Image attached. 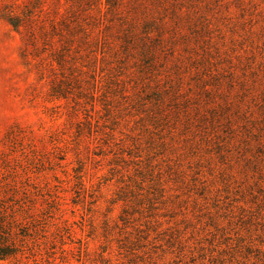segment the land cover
Segmentation results:
<instances>
[{
    "label": "rangeland",
    "instance_id": "rangeland-1",
    "mask_svg": "<svg viewBox=\"0 0 264 264\" xmlns=\"http://www.w3.org/2000/svg\"><path fill=\"white\" fill-rule=\"evenodd\" d=\"M34 1L28 42L5 17ZM92 57L130 87L117 125L89 99ZM158 89L159 129L132 104ZM138 151L169 190L119 200ZM0 198L19 264H264V0H0Z\"/></svg>",
    "mask_w": 264,
    "mask_h": 264
},
{
    "label": "trees",
    "instance_id": "trees-1",
    "mask_svg": "<svg viewBox=\"0 0 264 264\" xmlns=\"http://www.w3.org/2000/svg\"><path fill=\"white\" fill-rule=\"evenodd\" d=\"M40 3L38 1H34L30 5H27L23 12L19 14L18 16L12 14L9 12L6 15V20L9 23V25L13 28L15 32L21 33V29L24 28L29 37L28 42H30V33L32 34V31L30 30V24L33 20V14L35 13V10L39 9ZM89 24H77V28L74 27V29H77L79 33L82 35V46L84 47L85 51L87 52L88 49H90L89 45V36L92 33V29L88 26ZM144 55H150V57L153 56V53L147 54L146 51L144 52ZM63 54L57 56L56 58H53L52 63L55 65L53 66V71L55 72L57 67L58 69L63 68ZM101 63H98L95 61V58L92 57V65L89 70V75L92 79V86L89 91V99L90 101L95 104V101H99L102 105V110L105 113L106 117H109L112 114V118L114 117V124H118V111H116V107H118V101L123 100L127 101V99L130 97V87L128 88V83L123 82L120 80L121 74L118 75L117 66H114L109 62L106 58H102L100 61ZM43 63H40L41 74L44 75V69H43ZM152 65V60L150 61V66ZM52 66V64H51ZM122 70V68L120 67ZM125 70V68L123 67ZM95 76V79H94ZM62 80H59L55 75L53 76L51 80V96L57 98H66V95L69 94L67 87H64ZM151 96L149 97L148 102L150 103L149 106H146V97L142 95V97L134 100L132 103L135 104V107H137V110H140L142 114L144 113L148 115V118L150 119L151 125L156 127L157 129L163 128L164 126V119H166V116H168L165 112V104L166 100L169 98L167 95V92L161 91V90H151ZM87 95V92H86ZM173 97L175 94L172 95ZM175 98V97H174ZM174 102L176 103L177 109H180L181 102L178 100ZM127 103V102H126ZM184 104V103H183ZM117 105V106H116ZM132 105L133 108H135ZM101 107V106H100ZM112 110H115L112 112ZM87 124H90L89 121ZM189 126V124H186ZM209 128L204 127L203 128V135L206 137L209 136L210 130ZM108 135V134H107ZM205 137V138H206ZM152 146H156L159 149H162L165 151V148L167 147L166 143L161 142L160 144L152 143ZM137 151V148H135ZM138 153V154H137ZM134 155H129L133 157V165L134 169L136 170V177L134 180L129 177L127 182H124V176L121 175L122 181L121 183L123 186L120 188V196L119 200L122 201H128L130 194L133 193L134 200L137 202L138 200H144L146 201V196L137 195L136 191H141L143 188H146V181L148 182V188L151 192L152 199L157 196H163V194L166 192L165 190H169L166 188V178L163 172V166H161L155 158L152 155L150 159L147 161V163H141L139 162L141 151H138ZM136 159V160H135ZM163 167V168H162ZM172 173L175 175L176 179H181L185 174L179 170L178 164H173L171 167ZM134 182L135 188L129 187L131 183ZM184 180H180V186H184ZM26 199L23 198L22 200V211L25 216H27L28 209H26L24 206L26 205ZM8 207L5 205V203L0 198V261L3 260H12L11 264H19L20 263V257L25 254V246L23 238L19 241H17L13 237V233L11 232V215L9 214Z\"/></svg>",
    "mask_w": 264,
    "mask_h": 264
}]
</instances>
